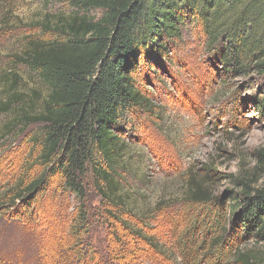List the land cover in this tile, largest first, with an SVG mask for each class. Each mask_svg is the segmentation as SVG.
Here are the masks:
<instances>
[{"label":"rangeland","instance_id":"obj_1","mask_svg":"<svg viewBox=\"0 0 264 264\" xmlns=\"http://www.w3.org/2000/svg\"><path fill=\"white\" fill-rule=\"evenodd\" d=\"M79 14L98 19L101 11ZM74 15L65 0H0V101L16 95L9 111L0 114V198L19 179L26 182L44 168L38 160L41 124L24 120L23 114H38L47 88L18 55L27 37L59 39L51 21H70ZM212 58L203 35L187 28L169 59L134 73L151 108L127 113L118 126L135 141L134 151L140 150L143 175L139 181L122 175L135 205L120 208L127 213L114 209L121 223L112 221L108 232L100 218L90 225L95 245L108 254L103 264H238V254L264 251V243L233 226L227 192L236 189V179L253 189L264 186V156L257 155L264 148V116L249 100L253 83L214 68ZM60 175L34 202L0 207L2 264H70L67 214L77 201L63 191ZM202 175L209 202L186 203L188 179L202 180ZM88 190L94 210L100 197L92 185Z\"/></svg>","mask_w":264,"mask_h":264},{"label":"trees","instance_id":"obj_2","mask_svg":"<svg viewBox=\"0 0 264 264\" xmlns=\"http://www.w3.org/2000/svg\"><path fill=\"white\" fill-rule=\"evenodd\" d=\"M65 1L75 15L70 21H51L50 30L59 39L27 37L18 55L47 88L38 114L32 118L30 113L23 114L24 120L41 124L38 160L44 168L34 178L19 179L10 186L0 198V207L9 201L12 206L34 202L61 174L63 191L73 193L77 201L67 214V241L73 240L68 247L73 252L69 263L103 264L102 256L108 254L95 245L97 235H90V225L100 218L108 232L112 221L121 223L114 209L127 213L120 208L135 205L133 194L120 181L122 175L130 173L138 181L143 175L140 150L134 151L131 144L135 141L118 126L123 125L127 113L151 108L149 99L136 87L134 73L139 67L145 73L151 65L169 59L184 29H197L212 51L214 68L253 83L249 100L264 116V0ZM89 8L100 10V17L89 19L79 14ZM15 96L0 101V114L9 111ZM257 155L263 157L264 148ZM210 172L209 168L207 181L212 179ZM89 185L100 197L94 210ZM234 186L236 189L227 191L233 226L252 236L255 243H264V186L253 189L243 179H236ZM207 196L203 175L202 180L190 177L183 200L201 204L209 202ZM10 222L17 226L14 220ZM236 262L264 264V251L238 254Z\"/></svg>","mask_w":264,"mask_h":264}]
</instances>
